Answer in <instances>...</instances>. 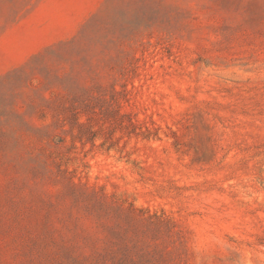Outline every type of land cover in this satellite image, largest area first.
<instances>
[{"label": "rangeland", "instance_id": "1", "mask_svg": "<svg viewBox=\"0 0 264 264\" xmlns=\"http://www.w3.org/2000/svg\"><path fill=\"white\" fill-rule=\"evenodd\" d=\"M0 264H264V0H0Z\"/></svg>", "mask_w": 264, "mask_h": 264}]
</instances>
